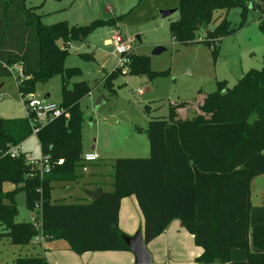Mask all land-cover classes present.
<instances>
[{
  "label": "trees",
  "instance_id": "obj_1",
  "mask_svg": "<svg viewBox=\"0 0 264 264\" xmlns=\"http://www.w3.org/2000/svg\"><path fill=\"white\" fill-rule=\"evenodd\" d=\"M252 1L258 2L255 7L264 14V0H178L179 17L170 24V35L180 44H194L202 30L203 43L215 58L221 38L233 30L221 16L214 19V13L239 7L243 14ZM120 20H96L81 27H69L65 22L45 26L36 8L27 7L24 0H0V76H10L7 67L20 64L24 80L18 81V90L22 95L32 94L36 85L59 76L62 101L58 106L63 111L61 117L41 125L35 135L40 157H47L51 165L42 176L16 154L32 135L31 117L0 118V186L14 187L11 193L0 192V237L23 248L35 246L32 242L37 236L41 241L36 245L62 241L75 255L128 252L117 222L121 199L133 196L143 218L145 245L178 220L202 250L198 263L264 264V224L251 230L258 252L248 249L250 182L264 174V66L243 74L232 88L219 84L218 91L206 95L198 105L200 116L177 118L175 110L186 105L180 103L170 107L167 119L151 120L145 130L148 157L114 160L111 191H102L96 201H52V183L79 179L84 123L79 102L89 93L82 84L71 90L65 87L73 73L63 67L66 50L72 41L84 40L93 30ZM126 69L131 75L154 76L149 73L147 58L133 51ZM118 74L114 69L105 82ZM10 149L14 158L8 154ZM17 191L25 194L28 210L40 219L39 227L15 221L11 201ZM37 204L39 210L34 212ZM232 249L245 251L246 259L233 262ZM14 264L48 262L41 255L19 256Z\"/></svg>",
  "mask_w": 264,
  "mask_h": 264
},
{
  "label": "rangeland",
  "instance_id": "obj_2",
  "mask_svg": "<svg viewBox=\"0 0 264 264\" xmlns=\"http://www.w3.org/2000/svg\"><path fill=\"white\" fill-rule=\"evenodd\" d=\"M24 2L27 7L36 8L37 13L41 15V23L45 26L65 22L69 27H81L96 20H115L121 17L120 22L114 26L97 28L84 40L72 41L63 62L65 69L73 70L64 83L65 87L71 90L74 85L82 84L89 91L79 102V109L84 118L80 131L82 152L84 154L92 147L98 151L99 148V154L103 155H100L99 162L112 161L106 162L108 165L97 170L102 171V178H105L104 183H100L103 190L108 189L106 182L111 181L113 161L119 159L104 156L107 151L122 149L128 142L130 145L127 146L136 143L135 138H131L134 135L132 127H137L141 133L147 129L151 120L167 119L170 107L180 103L186 105L175 110L177 118L200 116L203 113L198 105H201L206 95L218 91L219 84L232 88L243 74L252 69L260 70L264 66V14L255 7L258 2L248 3L243 14L239 7L214 13V19L221 16L220 20L224 18L228 22V29L233 30L232 34L221 38L215 58L211 48L203 43L205 35L202 30L198 32L194 44H180L171 37L170 24L179 17L178 0ZM165 11L174 13L162 18L160 13ZM216 24L218 22L212 24V27ZM115 36L125 40L129 37L134 39L130 45L133 53L147 58L149 73L154 76L131 75L123 67L121 74L105 82L107 75L118 67V55L114 52L112 44L107 43ZM156 47H161L163 51L153 55ZM23 80L24 78L17 79L15 73L0 76L1 119L25 118L24 102L29 97L43 100V97L48 95V102L56 105L61 103L62 81L59 76L36 85L34 92L29 95L19 93L17 82ZM139 90L142 91L140 94ZM99 99L101 103L96 106ZM16 154L28 162L39 159L40 149L36 137L33 134L28 137L19 145ZM94 169L90 167L89 172L85 174L78 170V184H70L69 193L63 189L53 190L52 198L62 199L70 194L71 199L66 197L61 201L66 204L72 203L76 195L86 200L82 190L86 188L85 181L96 174ZM13 190L11 184L0 186L2 195ZM257 196L260 200L261 195ZM11 202L16 209V222H34L36 217L35 223L39 227L40 219L36 213L28 210L22 191L14 193ZM32 243L35 246L13 247L7 238L0 237V264H13L19 256H43L40 245H36L35 240Z\"/></svg>",
  "mask_w": 264,
  "mask_h": 264
},
{
  "label": "crops",
  "instance_id": "obj_3",
  "mask_svg": "<svg viewBox=\"0 0 264 264\" xmlns=\"http://www.w3.org/2000/svg\"><path fill=\"white\" fill-rule=\"evenodd\" d=\"M107 43H110L107 41ZM1 87V86H0ZM49 97V96H48ZM116 128H114L115 130ZM113 130V129H112ZM133 137L135 138L136 143L131 144L128 142L120 150H115L113 152L107 151L104 157H114V159H136V158H147L149 155L148 141L145 134V130H142L141 133L137 127H132ZM99 151V148L97 149ZM95 152L98 154L99 159L92 164H89V168H95L94 177L87 179L84 183L85 189L83 190H93L95 187L99 186L102 191L110 192L111 191V181H107L106 185L108 186L107 190H103L101 187V181L104 183L102 178L103 173L101 167L108 165L112 161H106L105 163H100V155L94 147L85 153ZM101 152V151H100ZM83 153V152H82ZM84 153V154H85ZM83 155V154H82ZM108 155V156H107ZM103 157V155H102ZM122 157V158H120ZM110 165V164H109ZM81 171V170H79ZM83 173V174H85ZM106 177V176H105ZM98 178V179H97ZM110 180V178H109ZM78 181L69 183H52L50 196L52 201H64L66 197L71 199L72 196L65 195L61 198H52L53 190H66L70 191V184H78ZM78 186V185H77ZM82 190V191H83ZM69 193V192H68ZM83 194V192H82ZM258 194L261 195V199H258ZM85 200L81 199V196H75L72 203H81ZM71 204V203H67ZM259 205V206H257ZM250 206L249 211V244L248 249L250 252H258L254 248L251 239V230L256 225L264 224V174L255 176L250 182ZM260 209V210H259ZM143 218L141 212L138 208L136 200L133 196L126 197L121 199L120 207L118 212V229L128 237H132L138 229L142 231ZM0 227V231H1ZM2 233V231H1ZM62 241L54 243H46L42 241L40 245L41 252L43 257L46 259L48 264H134V259L132 254L128 252H91L84 253L82 255H75L74 253L67 251L66 244L62 245ZM64 243V242H63ZM11 245V244H10ZM16 247V246H13ZM146 250L150 254L151 264H196L197 259L202 254V250L196 247L193 243V237L188 233L181 225L178 220L171 221L163 232L158 235L155 239L145 245ZM63 250V251H61ZM42 256V255H41ZM230 258L233 262H240L246 259V252L239 249H232L230 253ZM14 264V262H13Z\"/></svg>",
  "mask_w": 264,
  "mask_h": 264
},
{
  "label": "built area",
  "instance_id": "obj_4",
  "mask_svg": "<svg viewBox=\"0 0 264 264\" xmlns=\"http://www.w3.org/2000/svg\"><path fill=\"white\" fill-rule=\"evenodd\" d=\"M134 42V39L132 37H129L127 40L122 39L119 36H115L112 38V41L110 42L114 48V52L118 55L117 63L118 67L115 68V70L119 71L120 74L122 73L123 67L126 68V65L129 60V55L132 52V48L130 45ZM7 70L10 74L15 73V76L17 79H22L23 72L22 67L20 64H14L12 66L7 67ZM142 91L139 90L138 93L140 94ZM0 96V100H1ZM25 111H26V117H31L29 119L30 126L32 128V134L35 136L37 132L39 131V128L41 125L50 123L54 119H57L63 115L62 109L51 102L43 101L40 99H36L34 97H29L25 102ZM8 154L11 158L15 157V153L13 149L8 150ZM99 159L98 154L95 152H89L85 153L81 156V166L80 170L81 172L85 173L87 172V168L89 164L95 163ZM36 172H38L39 176H42L45 173H48L51 170V165L48 162L47 157H39V159L33 160L28 162ZM32 168V169H33ZM30 176V175H28ZM27 177V175H26ZM39 210L38 204L35 205L34 212H37ZM34 227H37L36 225V218L33 220ZM35 242L41 241L40 236L35 237ZM33 240V241H34ZM200 264V263H196Z\"/></svg>",
  "mask_w": 264,
  "mask_h": 264
},
{
  "label": "water",
  "instance_id": "obj_5",
  "mask_svg": "<svg viewBox=\"0 0 264 264\" xmlns=\"http://www.w3.org/2000/svg\"><path fill=\"white\" fill-rule=\"evenodd\" d=\"M174 11H165L161 12L160 16L162 18H166L170 16ZM138 39V38H137ZM163 49L161 47H156L152 52L153 55H157L162 52ZM19 82H17V85ZM48 99V95L43 97V101ZM101 103V99L97 100L96 106ZM88 201H96L102 195V189L100 187H95L93 190H83L82 191ZM121 240L128 248L130 253L133 256L134 264H151V257L148 251L146 250L145 244L142 238V231L138 229L137 232L132 236H120Z\"/></svg>",
  "mask_w": 264,
  "mask_h": 264
}]
</instances>
